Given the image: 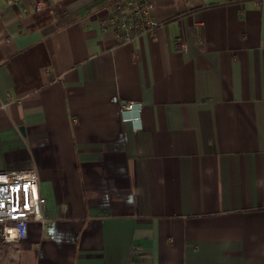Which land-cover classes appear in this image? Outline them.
<instances>
[{
	"label": "crops",
	"instance_id": "obj_1",
	"mask_svg": "<svg viewBox=\"0 0 264 264\" xmlns=\"http://www.w3.org/2000/svg\"><path fill=\"white\" fill-rule=\"evenodd\" d=\"M34 1L0 0V170L43 219L0 264H264V0H150L127 42L116 0Z\"/></svg>",
	"mask_w": 264,
	"mask_h": 264
},
{
	"label": "built area",
	"instance_id": "obj_2",
	"mask_svg": "<svg viewBox=\"0 0 264 264\" xmlns=\"http://www.w3.org/2000/svg\"><path fill=\"white\" fill-rule=\"evenodd\" d=\"M20 0H5L7 7ZM44 0H35L31 10L39 11ZM158 22L153 16L150 0H116L108 25L114 29L120 41H131L142 32H150ZM139 102H125L124 111H139ZM136 119V118H135ZM45 197L38 190V174L35 168L0 170V239L18 242L27 235L30 220L41 221Z\"/></svg>",
	"mask_w": 264,
	"mask_h": 264
}]
</instances>
